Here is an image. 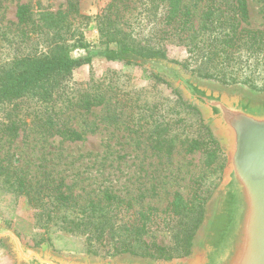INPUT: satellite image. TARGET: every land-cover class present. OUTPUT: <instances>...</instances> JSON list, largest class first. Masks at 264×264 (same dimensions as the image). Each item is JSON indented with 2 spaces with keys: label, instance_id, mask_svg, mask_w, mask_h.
<instances>
[{
  "label": "rangeland",
  "instance_id": "rangeland-1",
  "mask_svg": "<svg viewBox=\"0 0 264 264\" xmlns=\"http://www.w3.org/2000/svg\"><path fill=\"white\" fill-rule=\"evenodd\" d=\"M70 1L78 2L80 11L93 17L88 25L79 26L80 31L84 32V40L91 45L88 48H76L72 52L76 57L92 54V61L75 68L72 81L77 86L86 87L92 75L100 77L107 74L127 88L151 87L154 80L147 67L121 59H108L97 47L100 46L97 45L100 40L99 19L94 16L103 13L114 17L112 11L117 8L116 0H0V21L14 27L13 23L17 22V5L22 2H30L35 10L40 7L56 11L66 9ZM125 3L130 5L129 8L136 7L137 11H143L138 20L148 24V28L141 30L137 27L132 34L138 41H148L152 38L149 28L156 24L158 17L147 9V5L133 4L128 0ZM247 3L248 15L240 19L241 26L264 31V0H247ZM123 4L119 5L120 10L127 16L128 11H125ZM123 22H126V17L122 18L120 24ZM211 37H214V33ZM245 40L246 38L243 39ZM215 43L213 39H208L206 45L194 54L189 51L188 46L165 41L166 59L182 66L186 64L188 68L185 69L188 72L203 80L264 94V43L261 46L253 43L249 51L246 50V44L250 42L238 48L231 47L226 61L223 60L226 54L212 57L213 52L219 48H214ZM40 46L42 45L39 44V48ZM8 56L9 49L0 48V59ZM240 56L241 59L237 61ZM243 60H246L247 65ZM245 65L247 67L243 68ZM216 74L225 75L231 83L227 84L214 77ZM232 78L236 80L233 81ZM157 89L160 95L157 91H151L153 93L148 95L159 105L163 95L177 97L172 85L158 82ZM164 108L158 106L154 112L163 113ZM186 112L179 113L176 107L167 114L176 118V121L178 117L186 115L188 127L185 135H199L204 140L197 122L198 115ZM64 117L71 125L83 131L82 140H65L56 134L41 131L35 124H29L20 129L15 137L0 134V166L11 173L21 172L32 189L39 186L41 181L46 180L49 185H57L64 178L65 185H69L74 193L81 194V199L102 196L109 190L129 199L134 205V211L146 212L151 205L160 210L154 214L125 215L124 220L132 221L127 224L128 230H137L146 221L145 227L141 229L142 233L137 239H132V251L125 252L120 249L128 232L118 225L120 221L113 228H106L104 236L98 241L95 240L96 243L92 246L87 232L70 233L59 230L56 226L48 229L47 215L40 214L31 205L27 195L16 190L15 185L0 180V220L14 228L28 244L41 246L49 240L53 249L61 253L103 258L132 255L161 260L148 256L151 253L159 254L156 246L160 245L167 248L168 254L174 255L172 259L189 257L193 250L188 255H181L185 223L196 218L197 203L206 198V209L214 196L223 179L226 153L222 150L224 157L216 159L212 154L213 147L208 142L202 148L191 152L182 147L181 143L177 144L172 153L157 151L148 142V133L130 130V117L112 121L102 106L93 107L89 111L76 108ZM177 125L181 126V123ZM176 193L182 196L183 201L177 209L170 204ZM167 208V211H161ZM148 215L150 219H146ZM134 229L130 232H134ZM0 264H15L14 255L4 241H0Z\"/></svg>",
  "mask_w": 264,
  "mask_h": 264
},
{
  "label": "trees",
  "instance_id": "trees-1",
  "mask_svg": "<svg viewBox=\"0 0 264 264\" xmlns=\"http://www.w3.org/2000/svg\"><path fill=\"white\" fill-rule=\"evenodd\" d=\"M128 1L149 6L147 9L158 17L156 24L148 31L152 38L142 42L133 37L132 32L137 27L141 30L148 28V24L138 20L143 11H137L136 7L129 8L126 0H116L117 8L112 11L114 17L103 13L94 16L99 19L100 33L97 43L100 46H96L108 59H121L137 64L119 54L127 52L167 58L165 41L188 46L189 51L195 54L206 45L208 39H213L216 42L214 48H219L213 52L212 57L226 54L223 59L226 61L231 47L238 48L250 42L246 44V50L249 51L253 43H259L258 46L264 43L263 30L241 26L240 19L248 15L247 0ZM120 4L128 11L127 16L120 10ZM16 17L14 27L0 21V48L9 49V56L0 59V134L15 137L20 129L35 124L41 131L56 134L65 140H82L83 131L71 125L64 117L65 114L76 108L89 111L93 107L102 106L112 121L130 117V130L148 133V142L157 151L172 153L177 144L181 143L182 147L191 152L202 148L208 142L213 147L212 154L216 159L224 157L218 139L205 124L199 108L186 101L177 89H173L176 98L163 95L160 105L150 98L148 94L156 91L160 95L158 82L171 86L159 74L151 71L153 85L143 89L127 88L107 74L100 77L92 75L86 87L77 86L72 81L73 70L85 63H91L93 57L92 54L76 57L72 53L76 48H88L91 45L84 40V32L80 31L79 26L88 25L93 17L82 13L78 2L70 1L66 9L56 11L40 7L35 10L30 2H22L17 5ZM125 17L126 22L120 24ZM213 33L214 37H211ZM39 44L42 45L40 48ZM241 57L236 60L239 61ZM243 63L247 65L246 60ZM184 66L188 68L186 64ZM213 76L227 84L231 83L225 75ZM245 79L249 81L248 78ZM255 87L258 89V86ZM158 106L165 107L163 113L154 112ZM176 107L179 113L187 111L198 115L199 130L203 132L206 140H202L199 135H185L188 127L187 116L178 117L176 121V118L167 114ZM19 173H11L0 166V180L15 185L16 190L27 195L31 205L40 214L47 215L48 229L56 226L57 229L70 233L87 232L92 246L95 245V240L98 241L104 236L106 228H113L118 221L122 229L128 230L127 224L132 221L124 220L126 214H154L160 210L151 205L146 212L134 211V205L129 199L109 190L102 196L81 199V194L74 193L69 185H65L64 178L57 185H49L46 180L41 181L39 186L32 189L22 173ZM181 197L176 193L170 204L177 209L183 202ZM205 201L206 198H203L197 203L196 218L185 223L181 255H188L192 250L196 231L205 216ZM167 210L168 208L161 209L163 212ZM146 219H150V216ZM145 225L146 221L141 224V228L128 230L120 248L122 251H132V239L138 238ZM133 229L135 231L130 232ZM156 247L159 254L151 253L148 256L161 260L174 257L168 254L165 246Z\"/></svg>",
  "mask_w": 264,
  "mask_h": 264
},
{
  "label": "water",
  "instance_id": "water-1",
  "mask_svg": "<svg viewBox=\"0 0 264 264\" xmlns=\"http://www.w3.org/2000/svg\"><path fill=\"white\" fill-rule=\"evenodd\" d=\"M119 54L159 74L197 106L227 155L222 182L206 206L192 254L155 260L61 253L49 240L41 246L28 244L0 220V241L9 246L15 264H264V94L203 80L166 58Z\"/></svg>",
  "mask_w": 264,
  "mask_h": 264
}]
</instances>
